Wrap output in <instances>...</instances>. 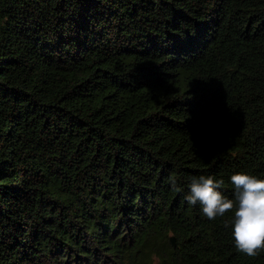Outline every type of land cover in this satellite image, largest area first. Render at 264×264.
I'll return each mask as SVG.
<instances>
[{"label":"trees","instance_id":"trees-1","mask_svg":"<svg viewBox=\"0 0 264 264\" xmlns=\"http://www.w3.org/2000/svg\"><path fill=\"white\" fill-rule=\"evenodd\" d=\"M237 172L264 179V0H0V264H264L185 200Z\"/></svg>","mask_w":264,"mask_h":264},{"label":"clouds","instance_id":"clouds-1","mask_svg":"<svg viewBox=\"0 0 264 264\" xmlns=\"http://www.w3.org/2000/svg\"><path fill=\"white\" fill-rule=\"evenodd\" d=\"M230 180L235 189L234 200L218 191L223 180L203 175L192 179L185 200L190 205L199 203L203 215L210 221L233 213L231 235L236 250L248 257H256L264 251V179L237 172ZM172 188L179 190L175 181H172Z\"/></svg>","mask_w":264,"mask_h":264},{"label":"water","instance_id":"water-1","mask_svg":"<svg viewBox=\"0 0 264 264\" xmlns=\"http://www.w3.org/2000/svg\"><path fill=\"white\" fill-rule=\"evenodd\" d=\"M171 240H172V242H173V238H172Z\"/></svg>","mask_w":264,"mask_h":264}]
</instances>
